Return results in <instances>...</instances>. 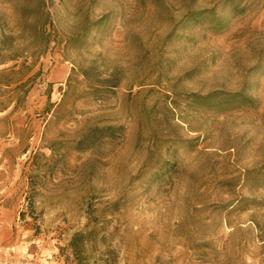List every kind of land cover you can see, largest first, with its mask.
I'll return each mask as SVG.
<instances>
[{
  "label": "rangeland",
  "instance_id": "obj_1",
  "mask_svg": "<svg viewBox=\"0 0 264 264\" xmlns=\"http://www.w3.org/2000/svg\"><path fill=\"white\" fill-rule=\"evenodd\" d=\"M3 208L0 258L264 264V0H0Z\"/></svg>",
  "mask_w": 264,
  "mask_h": 264
},
{
  "label": "crops",
  "instance_id": "obj_2",
  "mask_svg": "<svg viewBox=\"0 0 264 264\" xmlns=\"http://www.w3.org/2000/svg\"><path fill=\"white\" fill-rule=\"evenodd\" d=\"M17 219L16 211L10 208L0 209V247H7L16 250V253H25L27 248L22 242L18 244L17 240L12 241L11 237L14 234V224Z\"/></svg>",
  "mask_w": 264,
  "mask_h": 264
},
{
  "label": "built area",
  "instance_id": "obj_3",
  "mask_svg": "<svg viewBox=\"0 0 264 264\" xmlns=\"http://www.w3.org/2000/svg\"><path fill=\"white\" fill-rule=\"evenodd\" d=\"M0 264H34L30 259L23 257L19 260H11L8 258H0Z\"/></svg>",
  "mask_w": 264,
  "mask_h": 264
},
{
  "label": "trees",
  "instance_id": "obj_4",
  "mask_svg": "<svg viewBox=\"0 0 264 264\" xmlns=\"http://www.w3.org/2000/svg\"><path fill=\"white\" fill-rule=\"evenodd\" d=\"M74 246H76L75 242L72 243Z\"/></svg>",
  "mask_w": 264,
  "mask_h": 264
}]
</instances>
